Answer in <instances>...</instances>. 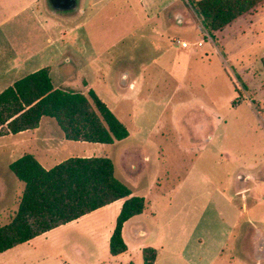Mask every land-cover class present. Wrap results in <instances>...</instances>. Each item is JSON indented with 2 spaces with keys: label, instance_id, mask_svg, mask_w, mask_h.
<instances>
[{
  "label": "rangeland",
  "instance_id": "1",
  "mask_svg": "<svg viewBox=\"0 0 264 264\" xmlns=\"http://www.w3.org/2000/svg\"><path fill=\"white\" fill-rule=\"evenodd\" d=\"M187 1L157 10L167 0H76L71 9H55L46 0L49 13L58 11L50 30L43 24L49 25L50 14L39 0L0 3V91L44 66L55 87L92 89L128 134L112 143H68H83L79 152L80 145H92L85 149L110 157L116 176L148 202L136 224L147 234L136 235L130 222V249L120 256H111L91 227L108 223V214L53 228L9 252L11 264H143L146 246L156 250L153 264L253 262L251 252L247 258L235 253L231 235L217 259L208 245L224 240L228 225L220 213L245 209L240 190L248 184L246 172L264 186V25L245 21L241 30L230 27L211 38ZM13 57L28 61L17 65ZM42 119L49 120L38 130L60 131L53 118ZM19 136L0 135V178L10 180L0 224L17 208L12 198L18 185L23 190L8 166L28 152ZM259 189L246 204L262 214ZM200 233L215 241L197 246ZM10 253H21V261Z\"/></svg>",
  "mask_w": 264,
  "mask_h": 264
},
{
  "label": "trees",
  "instance_id": "2",
  "mask_svg": "<svg viewBox=\"0 0 264 264\" xmlns=\"http://www.w3.org/2000/svg\"><path fill=\"white\" fill-rule=\"evenodd\" d=\"M211 38L234 20L264 6V0H188ZM50 67L29 72L0 91V135L36 127L42 117L53 118L65 139L112 143L125 137L127 128L92 90L55 87ZM23 183L17 208L0 224V253L58 225L123 198L109 237L112 255L124 252V221L141 213L143 196L132 194L106 155L70 156L46 168L31 152L9 163ZM143 264H153L156 250L142 248Z\"/></svg>",
  "mask_w": 264,
  "mask_h": 264
},
{
  "label": "crops",
  "instance_id": "3",
  "mask_svg": "<svg viewBox=\"0 0 264 264\" xmlns=\"http://www.w3.org/2000/svg\"><path fill=\"white\" fill-rule=\"evenodd\" d=\"M12 1L13 0H0V3L3 5V4H5V2L10 3ZM39 1L44 3V7L46 6L45 10L47 11L48 14H50L47 16V19L50 21L49 25H48L47 21H45L43 23L44 26L48 30H50L52 28L51 19L55 18L54 15H56L58 13V11L53 10V12L49 13L50 9L48 6H50L49 3L52 2L51 0H49L48 4L46 3V0H39ZM173 2H174V0H167V2L162 3L161 5L157 6L155 9L167 10V9L171 8V5L173 4ZM47 8H48V10H47ZM78 8H79V6L77 7V9ZM179 15L177 14V16H178L177 20H178V22H181L182 16H181V14H179ZM36 17H37V15H36ZM253 20H254V22L257 21L258 23H261L264 25V6L258 8L253 13L247 14L246 16H243V17H240V18L234 20L231 24L225 26L222 30H226L227 28L235 27V26H237L238 30H241L245 21L252 22ZM56 23H58V20H56ZM222 30H220V31H222ZM34 37H36V36H34ZM30 38H33V37H30ZM198 41H201V40H198ZM197 42H196V44H197ZM201 44H202V42H201ZM14 57H16V56H14ZM24 60H25V62H27L28 61L27 57L22 58V59H20L18 57L14 58V61L17 65H21L20 63H23ZM42 118L40 119V121L36 127L32 128V129L22 130L20 132L12 133V134L20 135L17 140L25 142L26 143L25 149H27L28 152H31L32 154H34V156L38 159V161L44 167L49 168V167L53 166L54 164L66 159L70 156H78V155H82V156H92L93 155L94 156L95 155L94 154L95 152H90V150L85 149V148H88V146H92V145H80L84 149L81 150V152H79L80 148H77L76 146H79L78 144H83V143H73L72 144V143H68V142H71V141H73V142H88V141H83V140L74 141V140L65 139L63 134H62L61 129H60V131L57 130L58 133H56L55 131L53 133L52 132L49 133L48 131L38 130V128L40 126H42L41 122L43 120H49V119H42ZM7 134H9V133H7ZM89 143L96 144V143H100V142H89ZM68 146H72V149L68 150L66 152V154H64V156H62V158L58 157V155L57 156L55 155L56 151L58 149H61V148L65 149V148H68ZM25 152L26 151H24L23 153H25ZM23 153H21V154H23ZM78 153H83V154H78ZM245 177L247 178L248 184H246L245 186H242V189L240 190V192L245 195L243 197L244 198L243 199L244 200L243 206L245 207V209H243V211H242V213H240V215H239V213L235 214V212H234V214L232 213L231 215H227L226 212L220 213V218L222 219V221L225 222V219H226V223L228 225V228L226 230H224L222 233V235H224V240L221 243H219L218 245H215L214 248H213L214 245H212V243H210L208 245L209 248L211 249L209 256H212L213 258L217 259V257H219L221 255V253H222V251L226 245V242H228V237L231 235L234 238L233 245H235L233 250L236 251L235 253H237V255L245 256L247 258V257H249V253L251 252L250 256L253 254L254 264H264V213L260 214V212H261L260 209H258L256 211H252V209L247 211L248 206L246 204V199L248 198V195L249 194L250 195L257 194L255 192H256V189L258 187L260 188L259 193H262L261 197L264 198V186H263V188L259 186V182L257 181V178L254 177V175L251 172H246ZM263 180H264V177H263ZM9 181L10 180L5 181V178L4 179L2 178V180L0 178V200L3 199V201H4L6 198L5 194L8 192L7 190H8ZM17 189L18 190H15V194L13 195V198H12L13 199L12 201L14 203V206H12V208L16 207L17 201L19 200V197L21 195L19 193V191L21 190V186L18 185ZM131 191H132V194H134V191L132 188H131ZM7 196L9 197L8 193H7ZM122 202H123V198L116 199V200H114V201H112V202H110L104 206H101L95 210H92V211L80 216L79 218L74 219L72 221H69L65 224H68L71 222H78L80 220H84L85 218H90L92 216H95V218L102 220L104 215L109 214L110 215V221L108 223H104V221L102 220L99 223H95V224L91 225L92 229H94V230L98 229L100 231V233L102 235L101 236V239L103 241L102 243H104V245L106 246V245H108L109 237H110L112 230L115 226L116 216H117V214L121 208ZM147 204H148V202L146 201L145 209L141 213L135 214V215L131 216L130 218H128L126 221H124V223L122 225V237H123L124 241L126 242V244H127L126 226L130 222H134V224H135V225H133V229L135 230L136 235L144 236L147 234L148 231H146L145 229H143L141 227L136 226L138 220L142 221L139 218L141 217L143 219L142 216L147 209V206H148ZM2 209H4V208H2ZM10 209L11 208H9L8 210H10ZM61 225H64V224H61ZM61 225H58V226H61ZM58 226H56V227H58ZM56 227H54V228H56ZM52 229H49V230H47V231H45L39 235H36L35 237H33V238H31L25 242L16 244L13 247L8 248V249L4 250L3 252H1L0 253V264H11V261L9 260V257H8L9 252H11L12 250H14L18 247L20 248V246L29 245L32 240H34L35 238H38L41 235L47 234ZM209 234L212 236L214 235L213 233H210L208 231L207 235H209ZM212 236H205L204 233H200L196 237L197 246H200L201 248H203L204 247L203 243L206 239L210 240L211 242H214L215 239ZM99 238H100V235H99ZM244 244H246V247L243 246ZM129 249H130V247L127 244V249L124 252H121V253L116 254V255H112V254H110V255L113 257L120 256V255L126 253L127 251H129ZM10 254L13 258L19 255L18 262L21 261L20 260L21 253H19V254L15 253V255H13L12 253H10ZM201 257L204 258V255L201 254ZM247 260H249V262L251 264L253 263L250 259H247ZM250 263H246L244 261L243 263H240V264H250Z\"/></svg>",
  "mask_w": 264,
  "mask_h": 264
},
{
  "label": "water",
  "instance_id": "4",
  "mask_svg": "<svg viewBox=\"0 0 264 264\" xmlns=\"http://www.w3.org/2000/svg\"><path fill=\"white\" fill-rule=\"evenodd\" d=\"M76 0H71L70 1V3L68 4H66V5H64V6H55V5H53L52 4V2H51V5H53L54 6V8H56V9H71V8H73V7H75L76 6Z\"/></svg>",
  "mask_w": 264,
  "mask_h": 264
},
{
  "label": "flooded vegetation",
  "instance_id": "5",
  "mask_svg": "<svg viewBox=\"0 0 264 264\" xmlns=\"http://www.w3.org/2000/svg\"><path fill=\"white\" fill-rule=\"evenodd\" d=\"M52 1V4L55 5V6H64L66 5L67 3L69 4L71 0H51Z\"/></svg>",
  "mask_w": 264,
  "mask_h": 264
},
{
  "label": "built area",
  "instance_id": "6",
  "mask_svg": "<svg viewBox=\"0 0 264 264\" xmlns=\"http://www.w3.org/2000/svg\"><path fill=\"white\" fill-rule=\"evenodd\" d=\"M178 41H179V40H178ZM179 42H180V44H181L182 46H187V45H188V42H186V41H184V40H181V41H179ZM197 44L200 45V44H201V41H198Z\"/></svg>",
  "mask_w": 264,
  "mask_h": 264
}]
</instances>
